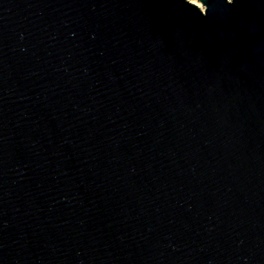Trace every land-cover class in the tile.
<instances>
[{
  "label": "water",
  "instance_id": "water-1",
  "mask_svg": "<svg viewBox=\"0 0 264 264\" xmlns=\"http://www.w3.org/2000/svg\"><path fill=\"white\" fill-rule=\"evenodd\" d=\"M0 0V264H264V0Z\"/></svg>",
  "mask_w": 264,
  "mask_h": 264
},
{
  "label": "bare ground",
  "instance_id": "bare-ground-1",
  "mask_svg": "<svg viewBox=\"0 0 264 264\" xmlns=\"http://www.w3.org/2000/svg\"><path fill=\"white\" fill-rule=\"evenodd\" d=\"M191 2L197 4L198 6H200L202 9H204V6L202 5V3H200L199 0H190Z\"/></svg>",
  "mask_w": 264,
  "mask_h": 264
},
{
  "label": "rangeland",
  "instance_id": "rangeland-1",
  "mask_svg": "<svg viewBox=\"0 0 264 264\" xmlns=\"http://www.w3.org/2000/svg\"><path fill=\"white\" fill-rule=\"evenodd\" d=\"M201 3V2H200Z\"/></svg>",
  "mask_w": 264,
  "mask_h": 264
}]
</instances>
